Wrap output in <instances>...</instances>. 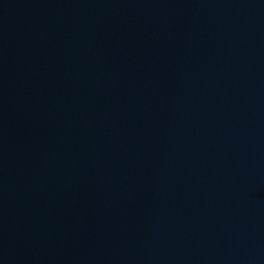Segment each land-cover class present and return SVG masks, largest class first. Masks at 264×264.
<instances>
[{
    "label": "water",
    "instance_id": "obj_1",
    "mask_svg": "<svg viewBox=\"0 0 264 264\" xmlns=\"http://www.w3.org/2000/svg\"><path fill=\"white\" fill-rule=\"evenodd\" d=\"M0 264H264V0H0Z\"/></svg>",
    "mask_w": 264,
    "mask_h": 264
}]
</instances>
